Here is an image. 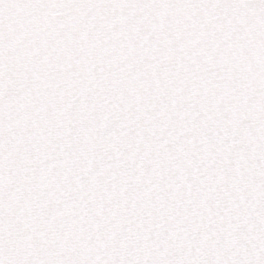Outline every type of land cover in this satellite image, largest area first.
Segmentation results:
<instances>
[{
  "label": "snow or ice",
  "instance_id": "1",
  "mask_svg": "<svg viewBox=\"0 0 264 264\" xmlns=\"http://www.w3.org/2000/svg\"><path fill=\"white\" fill-rule=\"evenodd\" d=\"M0 264H264V0H0Z\"/></svg>",
  "mask_w": 264,
  "mask_h": 264
}]
</instances>
